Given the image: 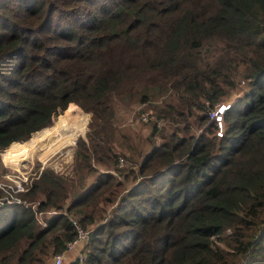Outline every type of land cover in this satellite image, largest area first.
<instances>
[{
  "label": "trees",
  "instance_id": "1",
  "mask_svg": "<svg viewBox=\"0 0 264 264\" xmlns=\"http://www.w3.org/2000/svg\"><path fill=\"white\" fill-rule=\"evenodd\" d=\"M133 102L157 120L125 155ZM79 107L72 173L37 162L34 208L0 204V264H45L72 220L63 264H264V0H0V151Z\"/></svg>",
  "mask_w": 264,
  "mask_h": 264
},
{
  "label": "rangeland",
  "instance_id": "2",
  "mask_svg": "<svg viewBox=\"0 0 264 264\" xmlns=\"http://www.w3.org/2000/svg\"><path fill=\"white\" fill-rule=\"evenodd\" d=\"M227 103V102H226ZM72 104V103H71ZM75 104V103H74ZM78 106V105H77ZM80 108V107H79ZM81 109V108H80ZM67 110V109H66ZM65 110V111H66ZM82 110V109H81ZM65 111H63L62 113H57L52 121V126L50 125V127L47 128H51L53 127L58 121L59 119H63V118H68L72 127L74 128V130H76L78 132V136L74 139V141L70 144L64 145L63 147H61L60 149H58L57 151L53 152L51 155H49L47 158L44 159V155L46 153V151L48 150V148H41L33 157L30 161H27L24 164V170H28V171H36V169L34 168V166L37 164L38 162V169L40 170L45 164L47 165H52V167L56 170H60L63 171L64 173L67 174H71L72 173V154H73V147H75V145L77 144V139L78 137H83L85 138V131L87 129V121L88 119H90V114L88 112L83 111L86 114H75V113H68L66 115H61L63 114ZM149 113V114H148ZM150 113H153V108L150 105V103H146V102H133L131 104L128 105H121L120 103L115 104V116L113 119V147L114 149L119 152V153H123V154H127V144H135V142L138 141H144L145 136L148 134L149 131H151L152 128V124L153 121L157 120V118L154 117V115H150ZM142 114H148L151 117H147L146 119H142L141 116ZM61 115V116H60ZM77 116L78 118H80L81 123L80 124H75L73 123L72 119L70 116ZM56 122H55V121ZM55 122V123H54ZM163 120H158L157 125H162L163 124ZM44 128V129H47ZM42 129V130H44ZM42 130H38L32 133L31 138L27 141L24 142L26 143L24 146H15V147H11V148H17V149H13V150H1L0 151V174H6L9 173L11 170V167L8 166L7 164L4 163L3 161V157L5 156L6 153H8L9 151H18L21 150L23 148H26L30 142L35 138L36 133ZM128 142V143H126ZM126 143V144H124ZM17 144V143H16ZM23 144V143H22ZM10 148V149H11ZM43 150V151H42ZM6 165V166H4ZM4 167L8 168L9 170H6ZM103 170V169H101ZM93 179V177H89L88 178V182H90ZM2 180V179H0ZM0 192L5 193L4 190H2L0 188Z\"/></svg>",
  "mask_w": 264,
  "mask_h": 264
},
{
  "label": "built area",
  "instance_id": "3",
  "mask_svg": "<svg viewBox=\"0 0 264 264\" xmlns=\"http://www.w3.org/2000/svg\"><path fill=\"white\" fill-rule=\"evenodd\" d=\"M230 106L229 103L221 102L215 105L213 110H210V117L216 121L218 127V133L220 134L223 131V113L226 108ZM142 119H146L147 115L142 114ZM122 161V158H120ZM24 164H21L18 168L11 167L9 173L0 174V188L5 191V193H1L0 196V204L6 203H21L24 205H30L32 208L36 205V203H29L25 199H23L20 194L27 191L31 185V180L34 176L37 175L35 171L24 170ZM55 210H47L37 212V218L42 223L43 216L53 215ZM72 223L76 229V236L71 240L67 241L65 244V248L61 252L54 253L50 259V264H63L68 263L74 260H79L82 262L85 258V244L90 239V231L89 227H82L76 220H72Z\"/></svg>",
  "mask_w": 264,
  "mask_h": 264
},
{
  "label": "bare ground",
  "instance_id": "4",
  "mask_svg": "<svg viewBox=\"0 0 264 264\" xmlns=\"http://www.w3.org/2000/svg\"><path fill=\"white\" fill-rule=\"evenodd\" d=\"M77 136L78 132L74 130L69 119L60 118L53 127L37 132L26 148L6 153L3 161L10 167L18 168L21 164L30 161L41 148H48L44 155L45 159L64 145L72 143Z\"/></svg>",
  "mask_w": 264,
  "mask_h": 264
},
{
  "label": "clouds",
  "instance_id": "5",
  "mask_svg": "<svg viewBox=\"0 0 264 264\" xmlns=\"http://www.w3.org/2000/svg\"><path fill=\"white\" fill-rule=\"evenodd\" d=\"M223 102H225V103H226V102H227V103H230V101H223ZM218 103H221V102H218ZM218 103H216V104H218ZM216 104H215V105H216ZM215 105L213 106V109H214ZM228 108H229V107H228ZM228 108H226V109H228ZM213 109H211V110H213ZM226 109H225V110H226ZM225 110H224V111H225ZM223 115H224V113H223ZM223 126H224V125H223ZM221 132H223V131H221ZM4 166H6V165H4ZM6 167H7V166H6ZM34 171H35V170H34ZM35 173H36V171H35ZM31 183H32V180H31ZM25 192H26V191H25ZM25 192H23V193H25ZM23 193H21L20 196H21L23 199H25L27 202L32 203V202L28 201V200L22 195ZM6 204H21V203H6ZM25 206H26V205H25ZM48 261H49V260H48ZM68 263H69V262H68Z\"/></svg>",
  "mask_w": 264,
  "mask_h": 264
},
{
  "label": "crops",
  "instance_id": "6",
  "mask_svg": "<svg viewBox=\"0 0 264 264\" xmlns=\"http://www.w3.org/2000/svg\"><path fill=\"white\" fill-rule=\"evenodd\" d=\"M45 264H50L49 261H47Z\"/></svg>",
  "mask_w": 264,
  "mask_h": 264
}]
</instances>
